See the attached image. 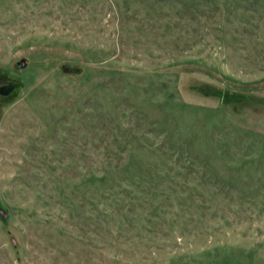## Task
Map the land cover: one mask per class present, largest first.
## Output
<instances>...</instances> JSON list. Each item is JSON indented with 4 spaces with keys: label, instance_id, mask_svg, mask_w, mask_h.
<instances>
[{
    "label": "rangeland",
    "instance_id": "374dc122",
    "mask_svg": "<svg viewBox=\"0 0 264 264\" xmlns=\"http://www.w3.org/2000/svg\"><path fill=\"white\" fill-rule=\"evenodd\" d=\"M8 83L0 264H264V0H0Z\"/></svg>",
    "mask_w": 264,
    "mask_h": 264
},
{
    "label": "water",
    "instance_id": "95a60500",
    "mask_svg": "<svg viewBox=\"0 0 264 264\" xmlns=\"http://www.w3.org/2000/svg\"><path fill=\"white\" fill-rule=\"evenodd\" d=\"M11 89H13L12 85H2V86H0V95H6L9 92V90H11ZM0 214H1L3 219L7 218V212L5 210H3L2 208H0Z\"/></svg>",
    "mask_w": 264,
    "mask_h": 264
},
{
    "label": "flooded vegetation",
    "instance_id": "af4514ba",
    "mask_svg": "<svg viewBox=\"0 0 264 264\" xmlns=\"http://www.w3.org/2000/svg\"><path fill=\"white\" fill-rule=\"evenodd\" d=\"M6 85H12L13 86V89L9 90V92L6 95H0V97H7V96H9L12 93V91L15 89V85L12 84V83H8Z\"/></svg>",
    "mask_w": 264,
    "mask_h": 264
}]
</instances>
